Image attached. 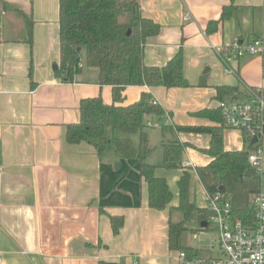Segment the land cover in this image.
<instances>
[{
    "label": "crops",
    "instance_id": "0c3cea01",
    "mask_svg": "<svg viewBox=\"0 0 264 264\" xmlns=\"http://www.w3.org/2000/svg\"><path fill=\"white\" fill-rule=\"evenodd\" d=\"M230 6L232 16L221 21ZM141 8L160 26L146 42L145 65L162 68L182 50L190 84L185 89L128 87L119 103H136L148 92L165 110L147 120L152 151L146 159L173 193L165 210L149 206L138 159L118 152L105 157L87 141L68 143L67 127L79 122L81 101L101 97L111 104L113 90L100 86L95 68L81 65L72 81L58 74L59 0H0V264H178L179 251L170 247L171 223L185 219L178 210V183L189 173L190 202L207 209L208 193L197 169L212 162L203 152L212 137L177 127L219 126L199 115L218 109L219 87L235 89L225 100L241 99L249 87L264 89V57L234 59L236 73L231 74L216 53L227 55L235 38H264V0H142ZM188 12L193 19L185 21ZM211 22L219 24L210 32ZM149 129L161 131L156 155ZM223 137L225 151L246 147L240 131L225 127ZM172 141L189 145L183 164L190 166L162 167L163 146ZM193 215L199 231L198 214ZM112 219L123 221L118 233Z\"/></svg>",
    "mask_w": 264,
    "mask_h": 264
},
{
    "label": "trees",
    "instance_id": "16d2710c",
    "mask_svg": "<svg viewBox=\"0 0 264 264\" xmlns=\"http://www.w3.org/2000/svg\"><path fill=\"white\" fill-rule=\"evenodd\" d=\"M142 0H59L60 2V55L58 74L66 81H72L81 73V53L85 51L86 65L99 71L100 86L113 90V103H106L101 97L84 99L80 103V120L68 125L67 141L75 145L83 141L91 143L100 154L110 144L124 159L140 161V176L148 185L149 206L165 210L173 201L167 181L156 176V166L146 162L151 153L147 133V120L162 117L163 107L151 93L144 92L141 99L128 106L119 105L128 87H165L167 89L190 88L184 75V54L179 53L162 68L149 67L144 63L145 45L149 38L159 34L160 26L145 18L141 8ZM234 6L224 9L221 21L232 16ZM219 22H211L208 30ZM30 36L32 22L29 21ZM80 49V51H79ZM233 87H219L218 97L224 101L233 95ZM219 126L177 127L179 132L209 134L212 137L210 148L204 150L212 162L197 169L200 181L209 196L222 192L230 199L236 216L245 223L254 220L252 198L261 191L263 178L248 161L252 151L262 140L253 145L248 133L244 132L246 147L242 151L228 152L224 149L223 115L217 110L199 113ZM139 135V147L135 148L131 137ZM162 167L167 170L181 169L186 149L189 145L180 141L164 144ZM189 173H185L178 185L180 204L178 210L185 215L184 221L170 225V247L172 250L193 253V249L183 244V236L188 220L194 213L200 221L199 231L212 230L209 222L211 213L198 209L190 202ZM223 188V191L220 189ZM207 222L206 228L201 227ZM114 232L118 233L122 219H112ZM103 264V263H102Z\"/></svg>",
    "mask_w": 264,
    "mask_h": 264
},
{
    "label": "built area",
    "instance_id": "2783aa9c",
    "mask_svg": "<svg viewBox=\"0 0 264 264\" xmlns=\"http://www.w3.org/2000/svg\"><path fill=\"white\" fill-rule=\"evenodd\" d=\"M184 19L190 21L193 16L188 12ZM216 53L225 67V72L235 74L236 71L232 68L234 59L245 55L264 57V38L247 42L235 38L228 48L227 55ZM218 107L226 128L246 132L250 140H263L264 89L249 87L241 99L221 101ZM248 161L257 173L263 175L264 151L261 146L250 153ZM188 166L190 165L183 164V167ZM252 203L254 220L245 223L236 216L230 199L222 192L208 195L207 210L211 213L209 222L212 231L218 236L221 255L204 259L199 257L194 249L192 254L179 251L178 264H264V180L261 191L253 196Z\"/></svg>",
    "mask_w": 264,
    "mask_h": 264
},
{
    "label": "rangeland",
    "instance_id": "374dc122",
    "mask_svg": "<svg viewBox=\"0 0 264 264\" xmlns=\"http://www.w3.org/2000/svg\"><path fill=\"white\" fill-rule=\"evenodd\" d=\"M81 58V65L84 66V70H87L88 67L86 65L85 51L81 53ZM149 135H152V148L154 150V154L156 155L159 152L158 144L160 142L161 131H154L149 129ZM131 139L134 141L135 145H139L138 134L133 135ZM260 146L263 147L264 150V141L260 144ZM112 152L113 154L115 152L117 154V150L115 149L114 145L110 144L105 150L104 156L109 157ZM262 178L264 180V171ZM197 221L198 218L195 215H192L189 221L187 222L185 226L187 230L184 232L183 244L186 247L193 248L196 254L201 258L210 259L219 257L221 255V252L217 234L212 230H209L208 232L194 231L197 230L198 227Z\"/></svg>",
    "mask_w": 264,
    "mask_h": 264
},
{
    "label": "water",
    "instance_id": "95a60500",
    "mask_svg": "<svg viewBox=\"0 0 264 264\" xmlns=\"http://www.w3.org/2000/svg\"><path fill=\"white\" fill-rule=\"evenodd\" d=\"M79 51H80V49H79ZM54 69H57V66H55ZM237 99H239V98L237 97ZM256 143H257V138H255V139L252 141V144H253V145H255ZM220 191H223V188H221ZM207 226H208V223H207V222H202V223H201V227H202V228H206Z\"/></svg>",
    "mask_w": 264,
    "mask_h": 264
}]
</instances>
